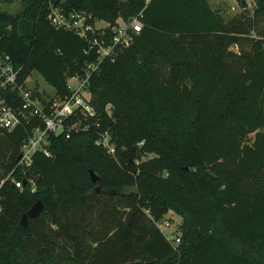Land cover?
<instances>
[{"label": "trees", "instance_id": "trees-1", "mask_svg": "<svg viewBox=\"0 0 264 264\" xmlns=\"http://www.w3.org/2000/svg\"><path fill=\"white\" fill-rule=\"evenodd\" d=\"M12 1L0 0V54L19 82L35 70L67 93L95 53L47 21L46 0L1 6ZM64 1L109 22L144 6L142 26L89 76L86 130L49 134L50 155L22 170L19 145L39 119L0 128V178L13 168L34 181L0 186V264H264V0L226 20L206 0ZM102 130L114 156L94 143ZM168 209L181 217L175 245L157 226Z\"/></svg>", "mask_w": 264, "mask_h": 264}, {"label": "built area", "instance_id": "built-area-1", "mask_svg": "<svg viewBox=\"0 0 264 264\" xmlns=\"http://www.w3.org/2000/svg\"><path fill=\"white\" fill-rule=\"evenodd\" d=\"M56 0H46V19L55 28L72 31L86 43L85 51L95 53L94 59L86 62L80 74L67 76V93L60 95L53 93L50 98L42 101L34 89L17 80L19 66H16L6 53L0 54V128L11 130L18 124L28 123L35 117V122L22 139L15 165L22 170L31 162L34 152L40 151L49 156L47 149V136L49 134H62L68 137L72 132L86 130L90 117L96 118V112L85 97L83 90H87L89 76L96 72L103 59L113 61L117 51L126 47L142 26V6L138 11L125 17L117 16L112 22L97 18L91 12L84 10H69ZM148 0H144V5ZM241 0H238V2ZM239 2V4H240ZM264 48V42H263ZM69 79L74 82L69 83ZM14 93L19 99L17 106L10 103V93ZM106 109V106H105ZM107 110V109H106ZM96 124V123H95ZM95 144L102 146L105 151L114 156L113 142L106 130L98 132ZM14 165V166H15ZM11 168L0 178V186L5 179H9L16 187H21L22 180L12 176ZM25 179L31 182L30 190L34 189L33 177L25 175ZM171 245L178 242V236H170Z\"/></svg>", "mask_w": 264, "mask_h": 264}, {"label": "rangeland", "instance_id": "rangeland-1", "mask_svg": "<svg viewBox=\"0 0 264 264\" xmlns=\"http://www.w3.org/2000/svg\"><path fill=\"white\" fill-rule=\"evenodd\" d=\"M206 1L208 2L211 8L216 10L222 16L224 20L230 18L233 15L239 14L243 11L250 12L254 4L253 0H243V1L241 0V2L239 1L240 4L238 0H206ZM241 4H245V7L242 8ZM1 6H4L9 11H12L18 7V1L15 0L6 5L2 4ZM250 34L255 35V32L251 31ZM229 47L233 51L237 50V46L235 45H230ZM72 82L74 81L72 79H69V83L72 84ZM24 84L26 86L33 88L36 91L42 92V94L51 95L54 93L53 87L47 84L35 70H32L30 74L26 77ZM83 94L85 97L88 96V98L90 99L89 91L83 90ZM105 106L108 112L110 109L109 104L107 103ZM249 136L251 138V133ZM1 146L2 145L0 144V147ZM146 156L147 157L151 156V154L148 153ZM1 169L2 168H1V163H0V172H1ZM180 220H181L180 215L171 209H168L159 219H157V226L159 230L164 234L167 240L170 239V236H178L177 226Z\"/></svg>", "mask_w": 264, "mask_h": 264}, {"label": "water", "instance_id": "water-1", "mask_svg": "<svg viewBox=\"0 0 264 264\" xmlns=\"http://www.w3.org/2000/svg\"><path fill=\"white\" fill-rule=\"evenodd\" d=\"M243 1V0H242ZM61 4L63 7L66 6V3L64 0L61 1ZM88 174H89V178L91 181H95L97 179V175L92 171V170H88ZM25 178L22 179V182H25ZM98 184H96L94 186V188L96 190H98ZM42 209V203L40 202V200H35L31 206L26 210V212L24 214L21 215L19 221L22 222L23 224L25 223L26 217H34L37 216L38 213L40 212V210Z\"/></svg>", "mask_w": 264, "mask_h": 264}]
</instances>
